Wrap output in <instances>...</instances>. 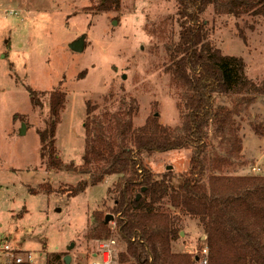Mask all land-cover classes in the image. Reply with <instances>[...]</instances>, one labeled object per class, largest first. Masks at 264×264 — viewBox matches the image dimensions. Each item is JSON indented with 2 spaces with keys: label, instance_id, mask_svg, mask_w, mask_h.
Masks as SVG:
<instances>
[{
  "label": "rangeland",
  "instance_id": "1",
  "mask_svg": "<svg viewBox=\"0 0 264 264\" xmlns=\"http://www.w3.org/2000/svg\"><path fill=\"white\" fill-rule=\"evenodd\" d=\"M96 6L97 0H0V244L32 255L37 264H46L54 254H66L69 264H100L98 247L109 243L87 240L88 217L95 212L103 219L109 216L116 179L87 186L76 197L65 193L87 181L68 170L70 164L82 163L87 102L102 109L103 101L112 99L107 106L115 110L121 100H134V128L154 113L162 126H182L178 90L166 73L165 47L177 33L175 0H122L118 12L105 14ZM203 19L211 45L224 56L240 58L248 79L263 82L264 20H235L217 16L212 9ZM82 37L83 52L70 51L69 45ZM29 89L65 94L54 138L64 166L61 172L41 165L36 131L44 128L48 101L44 99L45 110L34 109ZM231 102L219 100L229 108ZM243 108L236 118L242 154L238 161L227 157L233 163L229 172L264 176V138L251 131V126L264 124V97ZM22 126L24 136L19 135ZM190 158L191 150L185 149L144 156L143 164L179 190ZM162 209L178 232L172 253L189 254L196 258L194 264H206V239L198 221L181 210ZM117 248H109L111 261Z\"/></svg>",
  "mask_w": 264,
  "mask_h": 264
},
{
  "label": "trees",
  "instance_id": "2",
  "mask_svg": "<svg viewBox=\"0 0 264 264\" xmlns=\"http://www.w3.org/2000/svg\"><path fill=\"white\" fill-rule=\"evenodd\" d=\"M121 1L97 0L96 10L118 12ZM210 9L235 20L247 16L264 20V0H175L176 39L165 48L166 73L178 90L180 129L162 126L157 113L134 128L138 113L134 100H121L115 110L107 106L112 99H105L102 109L87 102L82 163L68 167L87 181L65 193L76 197L87 186L116 179L110 190L112 221L105 224L98 212L92 213L86 237L89 242L118 246L111 264L196 262L189 254L172 253L178 232L171 227L165 206L198 221L206 239V264H264V176H233L229 172L233 163L227 159L241 158L236 118L256 97H264V81L248 79L240 58L224 56L211 45L203 19ZM28 94L34 109L45 110L44 99L48 101L44 128L36 131L39 159L47 171L61 172L64 166L54 138L65 94L30 89ZM227 98L232 100L230 108L219 103ZM251 131L264 138V124L251 126ZM185 149L191 150V158L179 190L143 164L144 156ZM65 256L50 255L46 264H63Z\"/></svg>",
  "mask_w": 264,
  "mask_h": 264
},
{
  "label": "built area",
  "instance_id": "3",
  "mask_svg": "<svg viewBox=\"0 0 264 264\" xmlns=\"http://www.w3.org/2000/svg\"><path fill=\"white\" fill-rule=\"evenodd\" d=\"M114 245L113 242L99 245L100 264L111 263V251L109 248ZM0 257L3 258L2 264H37L32 255L28 253L19 254L10 245L5 243L0 244Z\"/></svg>",
  "mask_w": 264,
  "mask_h": 264
},
{
  "label": "water",
  "instance_id": "4",
  "mask_svg": "<svg viewBox=\"0 0 264 264\" xmlns=\"http://www.w3.org/2000/svg\"><path fill=\"white\" fill-rule=\"evenodd\" d=\"M115 25H116V23L114 22L113 26H115ZM69 50L72 51L73 53H77V54L82 53L84 50V38L82 37V38L78 39L77 41L73 42L71 45H69ZM24 134H25V128H24V126H22L19 135L24 136ZM142 191H145V189H142ZM139 197L140 196H138L137 199H139ZM111 221H112L111 216L105 217V220H104L105 224H109ZM63 261L65 264H69L70 258L68 256H66Z\"/></svg>",
  "mask_w": 264,
  "mask_h": 264
},
{
  "label": "crops",
  "instance_id": "5",
  "mask_svg": "<svg viewBox=\"0 0 264 264\" xmlns=\"http://www.w3.org/2000/svg\"><path fill=\"white\" fill-rule=\"evenodd\" d=\"M242 154V153H241ZM241 176H245V175H241ZM248 176V175H247Z\"/></svg>",
  "mask_w": 264,
  "mask_h": 264
}]
</instances>
